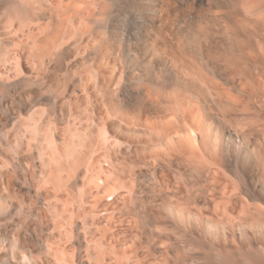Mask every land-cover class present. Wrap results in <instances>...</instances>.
<instances>
[{"label": "bare ground", "instance_id": "1", "mask_svg": "<svg viewBox=\"0 0 264 264\" xmlns=\"http://www.w3.org/2000/svg\"><path fill=\"white\" fill-rule=\"evenodd\" d=\"M190 258L264 264V0H0V264Z\"/></svg>", "mask_w": 264, "mask_h": 264}, {"label": "rangeland", "instance_id": "2", "mask_svg": "<svg viewBox=\"0 0 264 264\" xmlns=\"http://www.w3.org/2000/svg\"><path fill=\"white\" fill-rule=\"evenodd\" d=\"M203 260H201V259H197V258H190V263L191 264H203V262H202ZM200 262V263H199Z\"/></svg>", "mask_w": 264, "mask_h": 264}]
</instances>
